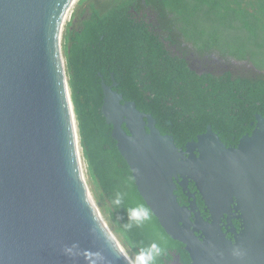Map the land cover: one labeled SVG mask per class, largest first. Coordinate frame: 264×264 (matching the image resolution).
<instances>
[{
	"label": "water",
	"instance_id": "95a60500",
	"mask_svg": "<svg viewBox=\"0 0 264 264\" xmlns=\"http://www.w3.org/2000/svg\"><path fill=\"white\" fill-rule=\"evenodd\" d=\"M74 2L0 0V264H139L84 172L61 45ZM102 87L103 115L139 193L193 264H264V116L237 147L210 125L179 148L152 115L114 90L117 83ZM235 212L242 231L233 241L220 224L233 227Z\"/></svg>",
	"mask_w": 264,
	"mask_h": 264
},
{
	"label": "trees",
	"instance_id": "16d2710c",
	"mask_svg": "<svg viewBox=\"0 0 264 264\" xmlns=\"http://www.w3.org/2000/svg\"><path fill=\"white\" fill-rule=\"evenodd\" d=\"M63 51L103 214L138 263L193 264L139 193L103 115L102 82L117 83L114 90L152 115L179 148L210 125L236 147L264 116V0H79ZM198 205L205 207L199 194Z\"/></svg>",
	"mask_w": 264,
	"mask_h": 264
},
{
	"label": "flooded vegetation",
	"instance_id": "af4514ba",
	"mask_svg": "<svg viewBox=\"0 0 264 264\" xmlns=\"http://www.w3.org/2000/svg\"><path fill=\"white\" fill-rule=\"evenodd\" d=\"M254 124V123H253ZM252 124V125H253ZM238 146V145H237ZM236 146V147H237ZM192 183V182H191ZM190 183V184H191ZM190 184H189V186H190ZM195 185V184H194ZM177 191H182L183 193H184V195L187 197V199H188V204H187V206L189 205V203H190V199H189V197L187 196V193H185L184 191H183V188L180 186V185H178V190ZM176 191V192H177ZM189 191H190V193L191 194H196V198H197V204H198V192L197 191H194V193H192L191 192V190H190V187H189ZM202 199V198H201ZM198 211L199 212H201V214H202V216L205 218V220H209L210 219V217H211V215H210V213L209 212H206V210H205V207H200L199 205H198ZM241 214H240V212H235V215H233V217L231 218V224L233 225V227L232 226H230V227H228L227 228V225H228V221L226 220V219H223L222 220V223L220 224V226L222 227V230H223V232L226 234V236H227V238L228 239H230V240H233V241H235V236H236V234H239V233H241V231H242V219L241 218H239V216H240ZM227 218V217H226ZM235 229V231H236V233H233V232H230V229ZM201 234V233H200ZM199 234V235H200Z\"/></svg>",
	"mask_w": 264,
	"mask_h": 264
},
{
	"label": "rangeland",
	"instance_id": "374dc122",
	"mask_svg": "<svg viewBox=\"0 0 264 264\" xmlns=\"http://www.w3.org/2000/svg\"><path fill=\"white\" fill-rule=\"evenodd\" d=\"M78 2H79V0L77 1V3H75L74 4V6L72 7V9H71V11L69 12V15H67V19H66V21H65V23H64V26H63V30H62V34H61V45H62V49H63V45H64V42H65V32H66V27H67V24L71 21V19H72V17L74 16V13H75V11L77 10V8H78ZM63 54H64V51H63ZM64 59H65V63L67 64V62H66V58H65V55H64ZM80 152H81V156H82V163H83V167H84V172H85V174H86V176H87V178H88V180H89V183H90V185H91V187H92V189H93V191H94V194H95V187H94V185H93V183H92V181H91V179H90V176H89V174H88V167H87V163H86V160L84 159V157H83V149L82 148H80ZM100 207H101V205H100ZM105 215V214H104ZM106 217H107V219H108V216L107 215H105ZM109 220V219H108ZM110 221V220H109ZM111 224H112V222H110ZM113 225V224H112ZM126 246V245H125ZM126 248H127V250L131 253V255L135 258V260L137 261V255L134 253V252H132L127 246H126ZM140 264V263H139Z\"/></svg>",
	"mask_w": 264,
	"mask_h": 264
},
{
	"label": "bare ground",
	"instance_id": "6f19581e",
	"mask_svg": "<svg viewBox=\"0 0 264 264\" xmlns=\"http://www.w3.org/2000/svg\"><path fill=\"white\" fill-rule=\"evenodd\" d=\"M78 0H75V2L69 7L67 13H66V19H67V15H69V12L71 11L72 7L74 6L75 3H77ZM66 21V20H65Z\"/></svg>",
	"mask_w": 264,
	"mask_h": 264
}]
</instances>
